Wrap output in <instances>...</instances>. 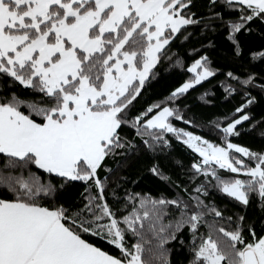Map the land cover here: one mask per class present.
<instances>
[{
	"label": "snow or ice",
	"instance_id": "1",
	"mask_svg": "<svg viewBox=\"0 0 264 264\" xmlns=\"http://www.w3.org/2000/svg\"><path fill=\"white\" fill-rule=\"evenodd\" d=\"M194 9L195 0H0V264H264V143L232 140L243 129L264 141V0ZM190 26L205 53L223 49L222 63L193 49L187 78L137 107L162 71L185 69ZM217 77L238 105L201 121L187 98ZM174 142L191 157L174 160L186 180L160 162ZM134 160L144 164L131 179L121 173ZM145 174L171 194L127 187Z\"/></svg>",
	"mask_w": 264,
	"mask_h": 264
},
{
	"label": "trees",
	"instance_id": "2",
	"mask_svg": "<svg viewBox=\"0 0 264 264\" xmlns=\"http://www.w3.org/2000/svg\"><path fill=\"white\" fill-rule=\"evenodd\" d=\"M195 2L197 4V9L194 10L203 11L204 0H195ZM189 31L191 32V38L185 42L183 47L180 49L182 59L185 61V69L182 70L179 68H173L167 72L162 71L158 80H153L150 82V84L146 85L143 98L137 107L145 105L146 102L150 103L154 100L162 98L164 95H167V92L177 81L187 78L186 66L190 64L195 58H197V53L193 52V49H198L200 55L208 54L214 63L218 60H220L222 63L220 58L224 54L223 49L218 48L216 52L209 50L208 53H205L201 45H207L208 41L200 35V29L195 26H190ZM220 79H222V77H217L215 80H211L210 83L208 81L202 82V86L197 85L196 90L191 91L187 98L186 102L197 113V116L201 121L223 119L226 115H231L234 107L238 105L239 97H236L235 99L231 97L225 98L223 90L219 87ZM205 92L208 93L206 99L210 101L209 103H204L199 99V97ZM261 114L262 109L260 107H255L253 109V115H255L257 118H259ZM177 123L179 125V122ZM247 127L248 126L245 123L244 128ZM196 131L200 132L201 134H207V129H196ZM209 138H215V134L213 133L211 136H209ZM232 140L233 142L239 143L242 146H248L253 150H257L260 145L264 143V141H261L259 137L255 135V133L249 135L246 134L243 129H241V135L239 137H233ZM177 159L182 160L185 165L191 163V157L184 150L183 146L174 142L173 149L171 150V156L165 159L164 156L161 155L160 162L166 174H169L180 180H186L184 171H182L180 167L174 163V160ZM143 164V160H134L131 162V165L128 167V169L121 174L129 176L131 179H135L137 170L141 169ZM127 187L131 191L149 193L153 196L159 195L160 192H164L166 195L171 194L162 181L152 177L149 174H145V176L136 184L129 183ZM211 191L212 190H210V193ZM121 194H123V190H121ZM210 199H214V202L218 206H226L229 213L238 211V209L234 208L233 205L228 202L226 197H221L219 194H217L215 197L210 195ZM248 211L249 215L255 214V210L253 208H250ZM182 258V253L178 254L175 251L173 252V261H179Z\"/></svg>",
	"mask_w": 264,
	"mask_h": 264
}]
</instances>
